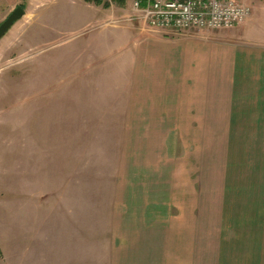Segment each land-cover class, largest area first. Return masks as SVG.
Wrapping results in <instances>:
<instances>
[{
	"label": "rangeland",
	"instance_id": "374dc122",
	"mask_svg": "<svg viewBox=\"0 0 264 264\" xmlns=\"http://www.w3.org/2000/svg\"><path fill=\"white\" fill-rule=\"evenodd\" d=\"M16 6L24 15L0 38V256L10 260L14 241L42 234L49 214L61 213L78 227L85 264H93L91 243L105 239L109 211L123 206L135 165L143 162L134 179L146 181L148 149L174 157L176 137L124 135L129 51L126 30L117 26L131 13L129 0H0V23ZM246 20L249 38L257 40L264 0L251 2ZM184 139L180 176H194L197 194L211 198L213 213L217 204L226 224L220 236L227 245L214 251L256 256L264 135Z\"/></svg>",
	"mask_w": 264,
	"mask_h": 264
},
{
	"label": "crops",
	"instance_id": "0c3cea01",
	"mask_svg": "<svg viewBox=\"0 0 264 264\" xmlns=\"http://www.w3.org/2000/svg\"><path fill=\"white\" fill-rule=\"evenodd\" d=\"M246 21L186 34L141 28L128 19L117 26L126 30L129 51L123 68L124 135L176 137L171 150L177 148L174 157L157 152L161 148L148 149L153 153L145 161L146 181L134 179L143 162L135 165L140 169L125 181L123 206L110 209L106 237L91 243L88 261L264 264L263 193L257 192V229L252 230H257L256 256L217 255L214 248L227 245L220 236L225 222L217 216L222 210L216 204L212 212L211 198L197 194L189 171L180 176L178 159L184 137L264 135V28L257 20L253 40ZM49 215L42 234L32 231L25 242L14 241L10 260L3 253L0 264H85L78 227L69 226L61 213L60 219Z\"/></svg>",
	"mask_w": 264,
	"mask_h": 264
},
{
	"label": "built area",
	"instance_id": "2783aa9c",
	"mask_svg": "<svg viewBox=\"0 0 264 264\" xmlns=\"http://www.w3.org/2000/svg\"><path fill=\"white\" fill-rule=\"evenodd\" d=\"M254 0H129L128 20L141 28L186 34L229 29L250 14Z\"/></svg>",
	"mask_w": 264,
	"mask_h": 264
},
{
	"label": "water",
	"instance_id": "95a60500",
	"mask_svg": "<svg viewBox=\"0 0 264 264\" xmlns=\"http://www.w3.org/2000/svg\"><path fill=\"white\" fill-rule=\"evenodd\" d=\"M24 11L22 7L16 6L9 15L0 23V38L8 31V29L22 16Z\"/></svg>",
	"mask_w": 264,
	"mask_h": 264
},
{
	"label": "trees",
	"instance_id": "16d2710c",
	"mask_svg": "<svg viewBox=\"0 0 264 264\" xmlns=\"http://www.w3.org/2000/svg\"><path fill=\"white\" fill-rule=\"evenodd\" d=\"M86 2H93L95 4H101L103 2V0H84ZM114 2H118V3H121V2H124V0H112ZM108 4H104V6H107Z\"/></svg>",
	"mask_w": 264,
	"mask_h": 264
}]
</instances>
